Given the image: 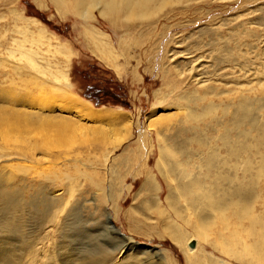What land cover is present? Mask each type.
Wrapping results in <instances>:
<instances>
[{
	"label": "rangeland",
	"instance_id": "374dc122",
	"mask_svg": "<svg viewBox=\"0 0 264 264\" xmlns=\"http://www.w3.org/2000/svg\"><path fill=\"white\" fill-rule=\"evenodd\" d=\"M0 113L59 180L20 264H264V0H0Z\"/></svg>",
	"mask_w": 264,
	"mask_h": 264
},
{
	"label": "bare ground",
	"instance_id": "6f19581e",
	"mask_svg": "<svg viewBox=\"0 0 264 264\" xmlns=\"http://www.w3.org/2000/svg\"><path fill=\"white\" fill-rule=\"evenodd\" d=\"M62 74L64 73L62 72ZM64 77H65V74H64ZM61 79H62L61 81L64 80L63 78ZM56 80H58V77ZM59 85H63V84L60 83ZM54 89H56L57 91L58 90L60 91L59 96L62 97L65 105L67 106V108H69V110L75 112L81 117L89 119L94 124H98L97 122H100L103 120L109 121L115 118V115H113L114 113L111 114V112L106 111V110L95 109L87 101L82 100L80 98L78 99L74 97L72 94L67 95L66 91L63 90L62 87H59V88L55 87ZM13 114L17 115L16 112H13ZM23 117H26V116L24 115ZM47 120L48 119H46V121ZM60 120H63V119H60ZM59 122H60L59 120L56 122L47 121L48 125H46L47 124L46 123L45 126L49 127V124L52 123L51 125L54 124L57 126V128H59L58 127ZM67 122L66 124H68ZM14 123H15L14 120L8 121L4 117V115L0 113V128L3 126L4 129L6 128L10 130L13 129L14 132H17V133L21 129L24 130L23 128L19 129L18 126H15V125H18L17 122L16 124ZM56 126H54L55 129H57ZM27 128L25 130H27ZM49 128L51 129V127ZM39 129L41 131V128ZM35 146L37 147V145ZM19 155L25 156L26 154H22L21 152L19 153ZM15 167H18V166L16 164L14 165V163L13 164L12 163L0 164V261L3 262L4 264H20L24 256V253L25 252L28 253V249L30 250V248H31V251H33L31 247L32 246L31 243H33L34 240L36 239H33V234H31L30 232H27L26 230L28 228L27 226H29L31 222L34 221V224H36L37 228L41 227L45 219L48 217V215H52V213L56 209L59 208V202H60L59 200H61V198L59 197V180L58 179H57L58 181L56 182V181H52L51 179H49L50 177L44 176V178H41L42 180L34 181V179L36 178L29 176L28 170L24 171V168L26 167H23V170L21 168V170L19 171L14 170L16 169ZM71 210L73 211L74 207H72ZM86 257L89 258V260L91 261L89 263L87 262V264H92V263L97 264L98 261L100 264L101 262H105L106 258H108L105 251L100 248H96L94 251L93 250L89 251ZM96 257H98V260L96 259Z\"/></svg>",
	"mask_w": 264,
	"mask_h": 264
},
{
	"label": "water",
	"instance_id": "95a60500",
	"mask_svg": "<svg viewBox=\"0 0 264 264\" xmlns=\"http://www.w3.org/2000/svg\"><path fill=\"white\" fill-rule=\"evenodd\" d=\"M107 220H109V217L107 216ZM117 233H119L118 231H117ZM122 237H124V235L122 234ZM190 244V246H194V242H190L189 243ZM144 245L145 244H139V243H133V247H135V246H141V247H144Z\"/></svg>",
	"mask_w": 264,
	"mask_h": 264
}]
</instances>
